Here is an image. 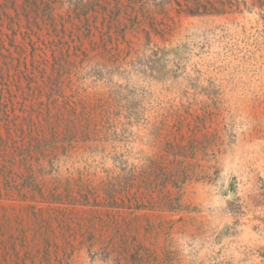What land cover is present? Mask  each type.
Wrapping results in <instances>:
<instances>
[{"label":"rangeland","instance_id":"obj_1","mask_svg":"<svg viewBox=\"0 0 264 264\" xmlns=\"http://www.w3.org/2000/svg\"><path fill=\"white\" fill-rule=\"evenodd\" d=\"M0 264H264V0H0Z\"/></svg>","mask_w":264,"mask_h":264},{"label":"trees","instance_id":"obj_2","mask_svg":"<svg viewBox=\"0 0 264 264\" xmlns=\"http://www.w3.org/2000/svg\"><path fill=\"white\" fill-rule=\"evenodd\" d=\"M192 14H201L200 11H191ZM205 13H207V11H205Z\"/></svg>","mask_w":264,"mask_h":264}]
</instances>
